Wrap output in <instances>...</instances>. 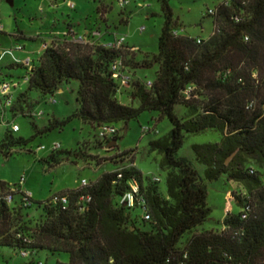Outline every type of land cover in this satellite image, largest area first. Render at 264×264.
Returning a JSON list of instances; mask_svg holds the SVG:
<instances>
[{"label": "trees", "instance_id": "1", "mask_svg": "<svg viewBox=\"0 0 264 264\" xmlns=\"http://www.w3.org/2000/svg\"><path fill=\"white\" fill-rule=\"evenodd\" d=\"M157 1L164 18L158 54L134 66H159L150 88L135 79L119 92L110 68L121 57L129 68L124 51L64 41L44 49L10 112L31 111L33 91L46 99L76 82L77 107L72 115L54 118L42 129L33 120L36 135L62 130L74 119L98 128L119 122L127 126L144 112L160 114L172 129L166 137L151 141L149 148L163 156L159 167L167 174L166 194L159 182L144 186L141 172L131 166L121 173H106L89 187L62 193L69 198L65 210L49 201L39 203L36 209L43 220L33 228L27 216L32 206L23 207L17 194L12 206L0 201V256L3 248H10L21 258L17 264L41 263L42 251L69 255L68 263L58 264H264V0H225L212 15L215 32L208 40L176 36L172 0ZM16 67L22 68L20 63ZM119 93L130 94L138 107L122 105ZM178 106L187 111L185 117L176 114ZM208 130L220 132L222 142L192 147L197 163L205 167L202 178L177 154L187 135ZM118 140L115 135L106 143ZM27 144L5 130L0 154L9 158L12 148ZM51 161L59 164L55 158ZM222 176L245 189L235 196L242 212L227 215L222 232L193 234L181 248L183 237L211 214L206 183ZM132 179L141 186L149 220L141 210L118 203ZM9 188L0 181V192ZM83 195L92 201L80 212L78 200ZM22 251L29 253L27 258Z\"/></svg>", "mask_w": 264, "mask_h": 264}, {"label": "rangeland", "instance_id": "2", "mask_svg": "<svg viewBox=\"0 0 264 264\" xmlns=\"http://www.w3.org/2000/svg\"><path fill=\"white\" fill-rule=\"evenodd\" d=\"M128 5L121 7V0H0V84L2 82H21L26 75V69L16 67L14 61L24 62L30 59L35 64L40 60L44 44L66 41L65 33L84 34L89 31L100 32V40L95 42L114 41L116 37H124L129 49L125 48L129 71L134 80L144 83L153 82L159 66L154 64L151 69L134 68L145 60H152L158 54V43L164 18L157 0H125ZM225 0H172L170 7L178 22L175 35L208 40L215 32L214 16L209 11ZM74 4L71 9L68 3ZM143 6V8H141ZM106 12V13H104ZM144 28L141 32L140 29ZM69 31V32H68ZM23 47L22 51L16 48ZM127 62V64H128ZM14 67V68H11ZM255 79L257 75L253 76ZM22 85L14 91L17 96L26 89ZM78 84L73 82L61 88L46 99L33 91L30 102L33 109L25 112L20 110L11 114L10 109L3 114L0 108V141L7 127L18 125L20 131L16 138L28 141L24 147L12 148L9 158L0 154V181L15 187L24 178L22 190L29 193L33 206L28 212L29 227L38 226L43 218L36 208L39 203L50 201L55 195L77 190L85 180L88 185L96 183L104 174L120 172L133 164L142 174L143 185L159 179L158 187L166 194V172L161 170L159 163L162 154L152 152L149 143L166 137L172 129L167 118L160 117L156 112H144L137 120L127 124L116 123L119 138L116 148L98 137L97 128L74 119L62 130H54L48 134L36 135L31 122L34 120L39 129L46 127L52 119L64 120L75 111L76 90ZM60 91V90H59ZM55 98L56 105L49 103ZM118 101L125 106L138 107V102L132 100L130 94H118ZM1 107V106H0ZM32 112L43 113L37 119L30 118ZM179 117H185L187 111L183 106L175 109ZM8 125V126H7ZM144 129L150 132L144 133ZM222 134L208 130L201 134L187 135L183 147L177 154L180 159H186L204 178L205 167L197 163L192 147L194 145L221 144ZM60 144L58 152H52V146ZM45 147L44 150L41 148ZM126 152H131L124 156ZM53 158L59 164L51 161ZM133 162V163H132ZM249 166H255L250 163ZM260 170L259 168H257ZM263 172V170H260ZM208 197L207 205L211 210L208 220L196 231L186 234L181 240L182 248L193 234L203 232L220 233L222 222L227 215L239 214L242 208L235 196L243 194L245 189L236 181L226 176L217 181L206 183ZM134 214H139L135 211ZM0 264H17L21 258L10 248L1 250ZM38 259L43 264L68 263L69 255L51 256L47 252L38 253Z\"/></svg>", "mask_w": 264, "mask_h": 264}, {"label": "built area", "instance_id": "3", "mask_svg": "<svg viewBox=\"0 0 264 264\" xmlns=\"http://www.w3.org/2000/svg\"><path fill=\"white\" fill-rule=\"evenodd\" d=\"M128 5V1L121 0L120 6L124 7ZM68 6L73 9L74 4L68 3ZM143 8V6H141ZM209 14L214 15L215 11H209ZM1 30V29H0ZM141 32L144 31V28L140 29ZM69 32V31H68ZM72 33H65L64 35L66 36V41L71 42L73 44L77 45H82V46H90V47H101L105 50L108 51H116V52H121L125 51V48H128L126 46V40L124 37L118 38L116 37L114 41L110 42H100L96 43V40H100V32H87L84 34H73ZM53 45V42L46 43L44 44V49L50 48ZM17 51H22L23 47H18L16 48ZM136 49H129L128 51L135 52ZM22 68L26 69V75L22 78L21 82H2L0 84V108L3 112V114L7 111V109H12L15 104V97H14V91L17 89H20L22 85H27L29 82L30 78V73L32 72L35 63L31 61L30 59L25 60L24 62L20 63ZM111 76L114 81L119 86V92L125 88H128L131 86L134 77L132 73L129 71V68L125 64V60L123 57L116 59L112 64H111ZM146 86L150 88L152 86V82H147ZM190 89L187 91V93H190ZM59 92H62L61 90ZM120 94V93H119ZM54 97V95H53ZM49 103L52 105H56L57 101L55 98H52L49 100ZM43 113H37V112H32L30 116L33 119H37L42 117ZM8 126V125H7ZM6 130H9L13 134L18 133L20 131V128L18 125H11L7 127ZM98 130V137L102 141H109L111 140L117 133V130L113 128L111 125H101L97 128ZM144 133L150 132L149 129H144ZM42 150L45 149V147L41 148ZM61 149L60 144H54L52 146V152L55 153L58 152ZM133 166V164H130L128 167ZM120 171L119 173H121ZM118 178H122V174L118 175ZM155 182H160L159 179H155ZM24 178H22L19 181V184L15 187H10L9 190L0 192V201H3L6 203L8 206H12L14 202L17 200V194L22 202V206L25 208L33 206V199L31 198V195L24 190H22V186L24 185ZM90 185L87 184L85 180L82 181V187L81 188H86L89 187ZM141 186L139 182L135 179L130 180L129 182V190H127L123 196L119 199L118 203L121 206H125L128 209H139L142 211L144 219L149 220L150 217L149 215L146 214L147 207H146V202L141 195ZM92 201V197L90 195H83L79 198L78 200V206L80 212H84L87 208V205ZM52 205L54 206H60L63 210H65L68 207L69 204V198L65 195H55L50 201ZM25 242H30L29 240H25ZM29 253L26 251H22L21 256L23 258H27ZM39 264H43L42 262Z\"/></svg>", "mask_w": 264, "mask_h": 264}, {"label": "water", "instance_id": "4", "mask_svg": "<svg viewBox=\"0 0 264 264\" xmlns=\"http://www.w3.org/2000/svg\"><path fill=\"white\" fill-rule=\"evenodd\" d=\"M9 2L12 4V0H9ZM117 144V142H112L111 144H110V146H114V145H116Z\"/></svg>", "mask_w": 264, "mask_h": 264}, {"label": "crops", "instance_id": "5", "mask_svg": "<svg viewBox=\"0 0 264 264\" xmlns=\"http://www.w3.org/2000/svg\"><path fill=\"white\" fill-rule=\"evenodd\" d=\"M13 63H14V64H16V63L18 64V63H20V61L17 60V61H14ZM61 91H62V90H61ZM63 193H64V192H63Z\"/></svg>", "mask_w": 264, "mask_h": 264}]
</instances>
